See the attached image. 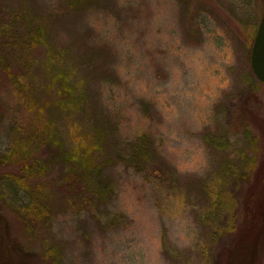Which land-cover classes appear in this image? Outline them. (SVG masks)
Listing matches in <instances>:
<instances>
[{"label":"rangeland","instance_id":"1","mask_svg":"<svg viewBox=\"0 0 264 264\" xmlns=\"http://www.w3.org/2000/svg\"><path fill=\"white\" fill-rule=\"evenodd\" d=\"M263 6L0 0V264H227L225 226L247 236L264 204ZM29 129L42 176L23 185L5 154ZM50 129L56 144L40 143ZM87 148L97 169L76 170ZM39 188L46 214L30 220Z\"/></svg>","mask_w":264,"mask_h":264},{"label":"trees","instance_id":"2","mask_svg":"<svg viewBox=\"0 0 264 264\" xmlns=\"http://www.w3.org/2000/svg\"><path fill=\"white\" fill-rule=\"evenodd\" d=\"M2 36H5V35H3V32H0V69L3 70V68H5V65L1 61H3L5 58L2 57L1 55L3 53V46L5 45L2 42V39L5 37L2 38ZM28 38H29V43H30L29 46L31 44L36 46L38 43L41 42L42 35H37V36L29 35ZM8 76L14 79L12 81H16V79L19 81L18 76L16 75V77H14L13 73L8 72ZM59 78L61 81L62 89L65 91L64 96H66L68 93L72 95L73 93L70 89L71 87L69 85L67 75L61 74ZM32 134H33V131L31 129H29L27 133L21 132L19 137H16L14 139L13 149L5 154L7 160L12 161V162L16 160H20V163L24 164L22 167V171H19L18 175L13 176L16 182H20L23 185H25L26 183H29L31 178L34 179L35 176L40 175V172L34 174L33 172L35 171L32 172V169L30 168V165H29L32 162L29 160L31 157H32L31 160H35L34 155L29 154L27 152L28 143L30 142V140L33 141L32 138L35 137V134L34 135ZM45 142L48 143L49 145L56 144V140L54 138L52 129L44 133V135L42 136V140L40 141V143L43 144ZM88 149H90L91 151H87ZM91 156H92V149L87 148L82 158L83 160L79 161V164L76 170L94 171L95 169H97L98 164L96 163V161L95 162L92 161ZM72 157L75 158V156H72ZM80 166H82L81 169H79ZM263 181H264V176H263ZM41 191L42 190L40 188L37 189L36 192L34 191L33 193L34 196L30 204L20 209V213L30 220L42 219L43 216L46 214L45 200H41V197H42ZM244 215L245 213L243 211L242 218ZM30 220H28L27 228H30L31 226ZM243 220L244 221H241L240 224L246 223L245 228L247 227V236H243L239 233V230L242 228V226L237 224L236 222L234 224H231L229 221L228 225L225 226L223 230L224 233H227V234L232 233L231 235H233L232 239L234 241V242L232 241L233 243L232 245H230L229 249L226 248L227 250L225 249L226 251L222 253V256L224 254L226 256L225 261L227 262V264H250L253 261V258H256L257 251L260 249L261 244L264 241V231H263L264 227H262L263 222H264V204L257 206V208L249 215L248 219H243ZM242 243H245V244L241 245ZM240 255L242 256L239 259ZM231 256L237 257L239 262L232 263L230 261Z\"/></svg>","mask_w":264,"mask_h":264},{"label":"water","instance_id":"3","mask_svg":"<svg viewBox=\"0 0 264 264\" xmlns=\"http://www.w3.org/2000/svg\"><path fill=\"white\" fill-rule=\"evenodd\" d=\"M251 66L258 81L264 85V7L253 42Z\"/></svg>","mask_w":264,"mask_h":264}]
</instances>
